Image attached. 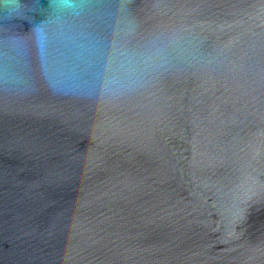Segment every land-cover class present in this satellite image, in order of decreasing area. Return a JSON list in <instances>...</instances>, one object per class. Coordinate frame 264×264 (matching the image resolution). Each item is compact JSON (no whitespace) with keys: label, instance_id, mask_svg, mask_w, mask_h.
<instances>
[{"label":"water","instance_id":"water-1","mask_svg":"<svg viewBox=\"0 0 264 264\" xmlns=\"http://www.w3.org/2000/svg\"><path fill=\"white\" fill-rule=\"evenodd\" d=\"M0 264H264V0H0Z\"/></svg>","mask_w":264,"mask_h":264}]
</instances>
